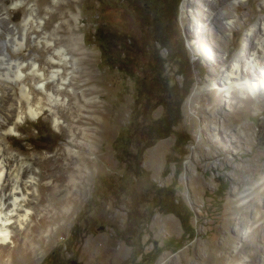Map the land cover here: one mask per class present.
<instances>
[{
	"label": "rangeland",
	"instance_id": "374dc122",
	"mask_svg": "<svg viewBox=\"0 0 264 264\" xmlns=\"http://www.w3.org/2000/svg\"><path fill=\"white\" fill-rule=\"evenodd\" d=\"M16 1L0 0L9 27L21 32L29 6L45 21L40 32L34 27L30 32L24 59L39 53L46 67L50 52H39L33 39H57L56 46L68 50L74 35L89 53L92 74H75L78 98L69 95L70 110L56 105L35 120L23 115L17 131L3 138L11 152L29 158L36 168L41 169L40 161L54 160L37 188L44 186L45 202L21 231L13 229L0 264H235L242 247L241 255H251L260 245L252 234H260L264 223V186L257 184L264 158L255 159L264 157V98L247 95L250 109L231 114L217 84L231 62L244 55L246 30L264 16V0H243L238 8L220 4L214 16L238 17L232 32L217 30L214 39L213 25L206 22L209 12L199 1L182 12V5L194 0H180L172 29L157 24L143 0H27L23 8L10 9ZM196 7L206 15L200 17ZM162 39H170L167 49L158 44ZM221 56L227 57L223 64ZM3 84L12 101L2 107L13 111L19 89ZM187 90L180 119L166 134V117ZM211 94L213 105L207 102ZM14 112L3 111L10 117ZM71 112L75 146L67 129ZM210 115L226 120L233 132L245 129L241 145L230 141L223 128L207 131L213 126ZM180 160L181 169L175 163ZM56 168L60 173L54 176L62 180L58 192H51L45 186L53 183ZM54 196L68 200L65 211L54 209ZM37 198L31 197L33 209ZM180 202L193 214L195 238L185 236L180 220L164 210ZM41 218L45 226L39 227Z\"/></svg>",
	"mask_w": 264,
	"mask_h": 264
},
{
	"label": "bare ground",
	"instance_id": "6f19581e",
	"mask_svg": "<svg viewBox=\"0 0 264 264\" xmlns=\"http://www.w3.org/2000/svg\"><path fill=\"white\" fill-rule=\"evenodd\" d=\"M26 1L27 0H17L12 4L10 9H21L26 6ZM195 1H199V3H201L199 6L202 7L203 10L209 12L206 16V22L213 25V39L217 35V30L220 33H226L227 31L232 32L238 13L235 15L216 14L214 16V12L220 4L222 5L225 3L236 5L238 8L243 0H221L218 2L219 4H213V0H194L189 4L185 2L182 5V12H185L186 7L190 4L194 7L198 5ZM196 10L198 13H202V10H199L197 7ZM247 14H251L248 9ZM204 15L206 14H202V16ZM202 16L200 14V17ZM9 21L10 18H8L6 14H0V106L2 107L4 105L5 107L6 104L7 107H9L8 103L12 101V95L5 97L6 89L3 82L16 86L19 89L20 99L17 102L16 109L13 107V111L16 112L15 117L12 115L14 119L10 117L9 114L3 113L4 109L8 113H13L11 109L2 107L3 109L0 110V247L2 248L0 255L7 254L6 245L12 241L13 229L16 227L21 231L30 218H32L31 215L37 216V213H39V207L45 202L44 197L41 195L44 186L42 185L43 187L40 188V191H38L37 188L41 186V179L44 177L43 171L46 165L50 166L53 164L51 160H54L51 159L46 162H39V159H37L41 169L38 167L36 168L32 165V160H29V158L27 159L20 154L11 152L8 146L9 143L3 140V138H9L17 131V124L23 121V115H26L31 120H35L43 114L46 108L54 110L53 107H56V105H60L61 108H65V110H70L71 108H68L69 105L67 107L69 95L74 97L76 101L78 98L76 92L77 87L74 88V84L72 85V82L76 81L77 78L75 74L78 73V71L82 73L81 77L84 75L89 77V72L92 74L91 69L87 67L89 63V53L81 47L80 39L74 35L69 39L70 45L68 50L59 47V45L56 46L57 39H49L47 36L40 37V35L33 39V43L39 48V52L40 49L50 52L46 59L48 60L46 67H43V64L40 63L42 59L39 58V53L32 58L24 59V55L22 54L28 47L31 35L30 32L33 27L40 32L45 24V21L37 18V9L33 6L28 7V13L21 25V32L18 31L19 29H17V27H9L7 25ZM251 22V19H246V25L251 24ZM248 42H250V46L246 47ZM242 52H244V55L238 60L231 62L228 68L220 75L217 84L219 93H225L227 95V107L230 108L231 114L239 113L240 110L246 107L250 109L251 100L249 97H246L247 95L253 96L256 99L264 98V16L261 17L253 27L246 30V44ZM219 58L222 64L227 60V57L223 58V56H221ZM196 93L197 89L194 91L191 100ZM213 94H211L212 97H207L209 105H213L211 104L212 98L215 97V94ZM221 94L217 95V98H220ZM237 95L245 98L240 99ZM82 96L84 97L83 93ZM219 112L220 111H218V113ZM67 115L69 117L67 129L71 133L73 132L72 122H74L72 118H74L75 115L73 112L67 113ZM54 118L55 126L58 127L60 125V120L57 118V115H55ZM207 119L208 125L214 126H212V128L207 126V131L217 130V127L223 128V134H225L230 141L236 140L238 144H240L239 136H245V129L239 128L233 132L226 128V120H216L215 115H210ZM71 137L73 138L74 135L72 134ZM245 139L246 138H244V140ZM70 143L73 146L77 145L76 137L70 140ZM263 158L264 157H258L255 159L260 161ZM56 167H59L58 161ZM58 171L60 173V168L51 171L53 183L50 182L45 186L47 190H51V192L52 190L58 192L60 188L62 177L61 175L54 176ZM258 181L257 184L264 186V175L260 176ZM257 192L258 191H254L252 194L256 197ZM236 193L237 196L240 195L239 192ZM34 194H38L35 209L32 208L34 204L31 200ZM241 198L242 197H239L240 201L245 199ZM53 199L55 201L52 204L54 209H61L62 211L67 209L68 200L66 198L58 200L54 196ZM254 200H256V198L252 201ZM248 205L249 204L246 203V206ZM44 221L45 220L41 218L37 226H45ZM261 228L260 234H256L254 231L252 234V236H258L260 238L258 240L260 245H255L254 251L249 256L241 255L243 251L242 247L240 251H237L236 256L240 258L234 261L237 262L235 264H245V259L247 258L251 259V261L248 262H252V264H264V223ZM246 246L247 245H245L244 248Z\"/></svg>",
	"mask_w": 264,
	"mask_h": 264
},
{
	"label": "trees",
	"instance_id": "16d2710c",
	"mask_svg": "<svg viewBox=\"0 0 264 264\" xmlns=\"http://www.w3.org/2000/svg\"><path fill=\"white\" fill-rule=\"evenodd\" d=\"M144 9L147 11H151L156 17V22L159 25H165L167 29H172L177 22V13L180 7V0H143ZM169 40H159L158 44L162 47L167 49L169 44ZM171 54V53H170ZM169 54V55H170ZM190 94V91L187 90L185 96L178 102V104L174 108V112L170 110L169 114L166 117V124L169 126L165 131L166 134L170 132V129L175 126V124L179 121L181 116V108L182 103L184 102L185 98H187ZM183 146H185L183 144ZM184 157V156H182ZM176 166L181 169L182 167V160L176 161ZM165 212L169 214L175 215L181 222L184 230L185 236H189L190 238H195L194 229L190 228V221L193 217L192 212L184 206L183 203L175 204L173 203L171 206L165 207Z\"/></svg>",
	"mask_w": 264,
	"mask_h": 264
},
{
	"label": "water",
	"instance_id": "95a60500",
	"mask_svg": "<svg viewBox=\"0 0 264 264\" xmlns=\"http://www.w3.org/2000/svg\"><path fill=\"white\" fill-rule=\"evenodd\" d=\"M262 141H264V133H263V135H262Z\"/></svg>",
	"mask_w": 264,
	"mask_h": 264
}]
</instances>
